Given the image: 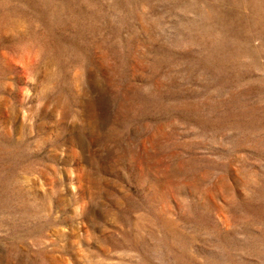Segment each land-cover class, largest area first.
I'll return each mask as SVG.
<instances>
[{
	"label": "rangeland",
	"instance_id": "rangeland-1",
	"mask_svg": "<svg viewBox=\"0 0 264 264\" xmlns=\"http://www.w3.org/2000/svg\"><path fill=\"white\" fill-rule=\"evenodd\" d=\"M0 264H264V0H0Z\"/></svg>",
	"mask_w": 264,
	"mask_h": 264
}]
</instances>
